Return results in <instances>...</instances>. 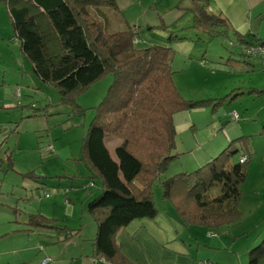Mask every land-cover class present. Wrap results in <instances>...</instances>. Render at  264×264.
<instances>
[{
	"label": "rangeland",
	"instance_id": "1",
	"mask_svg": "<svg viewBox=\"0 0 264 264\" xmlns=\"http://www.w3.org/2000/svg\"><path fill=\"white\" fill-rule=\"evenodd\" d=\"M124 2L118 12L111 7L89 8L88 18L120 27L121 15L123 20L136 26L138 46L159 45L173 51L172 81L177 92L184 100H201L204 105L174 113V158L168 161L160 177L192 173L209 160L207 154L222 142L224 133L232 132L236 124L244 121L245 109L254 110L259 106V100H251L247 90H233L254 83L245 72L244 63L253 58L239 54L242 44L229 45V42L235 44L234 36L208 37L194 29L192 13L182 8L189 6L188 0L162 1L155 11L147 7L152 6L153 0L133 5H125L128 0ZM10 23L9 12L0 4V111L4 127L9 128L0 157L10 154L14 160L11 169L7 163L0 162V234L10 233L7 240L0 241V247H6L0 251V264L12 259L6 251L10 241L19 244L20 254L24 252L27 257L26 264H73L79 254L92 249L95 232L90 223L95 230L96 226L86 207L99 191L98 185L85 188L88 170L76 159L81 156V142L94 117L95 106L105 96L112 76L108 74L73 95L72 102L61 101L57 87L32 75L30 62L19 52L18 41L5 37ZM255 81L260 82L261 77L256 75ZM239 92L242 94L234 97ZM231 110L237 112L240 119H231ZM120 143L118 137L106 139L112 154ZM223 149L217 150L213 157ZM250 179L248 173L244 184ZM67 188L69 192L65 193ZM244 192L253 193L245 188ZM152 196L156 208L164 209L162 188L155 183ZM239 207L242 218L234 226L213 229L190 222L184 231V227L178 225L186 239L193 238L188 240L191 245L188 248L193 247L197 264L203 261L247 264L249 250L259 243L255 241L257 236L261 234V239L264 234V224L257 220L262 207L250 212L241 202ZM37 214L49 221H42L41 226L29 224L30 216ZM64 227L70 230L65 240L62 239L65 233L61 231ZM16 230L21 233L10 237ZM45 259L47 262L43 263Z\"/></svg>",
	"mask_w": 264,
	"mask_h": 264
},
{
	"label": "trees",
	"instance_id": "2",
	"mask_svg": "<svg viewBox=\"0 0 264 264\" xmlns=\"http://www.w3.org/2000/svg\"><path fill=\"white\" fill-rule=\"evenodd\" d=\"M188 1L189 6L182 8L192 13L194 29L208 37H227L223 20L208 12V0ZM0 3L9 12L13 38L32 65L33 74L41 82L57 87L61 101L72 102L73 95L108 74L112 76L105 96L95 106L81 142V156L76 159L88 170L85 188H99L86 207L96 226L93 247L99 264H128L121 257L116 236L132 220L156 217L153 183L162 188L163 200L170 202L183 225L195 222L218 229L241 220L239 200L250 156L248 137L230 141L217 156L192 173L160 177L174 158V113L204 105L201 100H184L177 92L172 81L170 48L138 46L139 40L134 42L136 26L121 15L120 27L88 18L89 8L111 7L118 12L115 0ZM254 41L264 43L259 39L243 43ZM239 54L264 62L241 49ZM110 136L121 139L120 145L114 147V156L106 144ZM243 154L246 160L240 163ZM11 165L8 156V169ZM42 221L49 219L41 214L29 218L33 225L41 226ZM53 227L59 230L58 226ZM64 229L63 240L70 231ZM257 241L248 252L247 264H264V234Z\"/></svg>",
	"mask_w": 264,
	"mask_h": 264
},
{
	"label": "crops",
	"instance_id": "3",
	"mask_svg": "<svg viewBox=\"0 0 264 264\" xmlns=\"http://www.w3.org/2000/svg\"><path fill=\"white\" fill-rule=\"evenodd\" d=\"M124 1L126 0H115L118 9L124 6ZM141 1L142 0H128L129 3L125 5L139 4ZM162 1L167 2L168 0H153L152 6H147L148 10H158ZM166 6L168 7V5ZM168 10L171 11L172 8ZM208 12L223 20V25L227 31V37L234 36V43L238 42L237 44H242L240 49L245 45L243 42H247L251 39L264 41V0H208ZM13 35L14 33L10 23V31L5 34V37L8 36L12 38ZM5 37L2 36V39ZM18 49L22 57L26 58L20 51V47ZM244 63L247 65L245 72H248L251 76L250 80L254 81V83H252L253 86L251 85L245 88L240 86L233 90H247L251 100H259L260 104L258 107L254 108V110L251 108L245 109L246 112L243 116L244 121L240 125L236 124L237 128L233 127L232 132L224 133V136L221 138L222 142L215 146L213 152L207 154V159H211L217 150L225 148L227 142L239 136L248 137L247 141L249 144L247 153H250V156L246 169L247 175L248 173L251 174V179L249 183H246V185L243 183L241 186L239 206L241 202L244 204V209H249V212L259 208V206L262 207V211L258 215L257 220L262 221L264 224V62L258 58H253L247 61L244 60ZM30 66L32 70V65L30 64ZM247 68H250V71H253V73H249L250 71H247ZM32 75L35 76L33 72ZM256 75L261 77L260 82L255 81ZM260 90H263V92ZM239 94H242V92L235 93L234 97ZM3 123L0 111V152L5 150V148H1V146L3 145L5 134L9 129L4 127ZM8 156L10 157L11 164L14 163L10 154L6 155V157L1 156L0 162L7 163ZM24 176H26V174H24ZM244 188L251 189L253 193L246 194ZM163 202H165L164 209H158L154 219L141 218L132 220L126 227L117 233L116 239L120 244L121 257H123L128 264H197L193 247L192 250L188 248L191 246L188 240H192L193 238L186 239L184 237L183 231H179L178 225H182L184 231H187L186 226L179 222L173 207L172 209L169 207L170 202L168 200H163ZM90 226L93 232H96L94 225L90 223ZM17 232L21 233L16 230L10 237L16 236L14 233ZM33 234H37V232ZM9 235L10 233L8 232H4L2 235L0 234V241L7 240L6 238ZM260 235L261 234L257 236L255 241L260 239ZM18 245V243L10 241V246L6 251H8L7 253L10 254V256L12 255V259L5 264H26L24 260L27 259V257L24 252L20 254L17 248ZM5 248L6 247H0V251H3ZM79 262H81L80 264H99V261L95 259L93 239L91 251L86 254H79L73 264Z\"/></svg>",
	"mask_w": 264,
	"mask_h": 264
},
{
	"label": "built area",
	"instance_id": "4",
	"mask_svg": "<svg viewBox=\"0 0 264 264\" xmlns=\"http://www.w3.org/2000/svg\"><path fill=\"white\" fill-rule=\"evenodd\" d=\"M138 40L139 39L135 38L134 42H137ZM229 45L233 46L234 44L230 42ZM241 51L245 53L246 55H257L264 60V43H259V42L252 43L251 42L249 44H245L242 47ZM230 116H231V119H234V120H238V117H239L238 113H236L235 111H232ZM245 160H246V157L244 155L239 158L240 163H243ZM67 191L68 190H65V193ZM44 196H47V193H44ZM211 235H215V234L211 233ZM46 262H47V259L43 261V263H46ZM199 264H212V263L210 261H203V262H200Z\"/></svg>",
	"mask_w": 264,
	"mask_h": 264
}]
</instances>
